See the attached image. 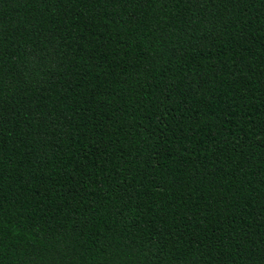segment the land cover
<instances>
[{
    "label": "trees",
    "instance_id": "obj_1",
    "mask_svg": "<svg viewBox=\"0 0 264 264\" xmlns=\"http://www.w3.org/2000/svg\"><path fill=\"white\" fill-rule=\"evenodd\" d=\"M0 264H264V0H0Z\"/></svg>",
    "mask_w": 264,
    "mask_h": 264
}]
</instances>
